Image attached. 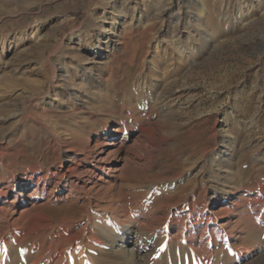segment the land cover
Listing matches in <instances>:
<instances>
[{"label": "rangeland", "instance_id": "obj_1", "mask_svg": "<svg viewBox=\"0 0 264 264\" xmlns=\"http://www.w3.org/2000/svg\"><path fill=\"white\" fill-rule=\"evenodd\" d=\"M124 1L39 0L23 9L17 8V0L0 2V106L11 104L17 113L14 120L19 121L0 132V190L8 183L28 181L34 169L44 176L58 174L49 196L26 198L9 209L14 219L25 212L18 228L32 224L35 216L52 221L7 250L11 257L15 253L11 264H30L39 245L45 255L41 264H48L57 249L49 250L50 242L61 244L80 228V235L65 246L60 264H79L82 258L83 264H115L105 256L108 247L97 246L93 238L99 239L100 228H112L121 220L137 228L153 223L148 234L153 243L144 248L143 257L164 244L185 248L184 236L192 228L168 223L182 213L174 190L185 185L200 165L207 172V185L223 190V203L211 206L209 214L217 217L222 209H231L232 223L218 227L231 230L229 237L237 229L240 233L225 243L197 244L192 264H227L241 247H250L251 254L232 264H264V221L254 217V205L249 204L253 198H264V0H204L202 23L187 21L190 12L199 11L195 0L187 13L181 6L174 8L183 15L178 26L158 16L160 0H126L121 5ZM251 5L254 11L246 14ZM119 8L121 44L106 54L91 48L96 27L104 20L111 25ZM73 32L81 34L82 42L75 39L68 46L97 62L102 81L89 91L94 98L87 91L81 94L79 105L63 93L66 84L61 80L63 63L75 54L69 47L63 51ZM198 33L211 46L196 45ZM36 37L46 41L44 52H35ZM29 73L37 82L34 88L17 87V78ZM119 129L127 136L102 148L109 134ZM139 140L147 145L134 148L141 156L151 150L150 142L158 146L151 150V165L126 153ZM121 142L123 149L102 172L98 159ZM221 142H229L228 156L214 164L210 159L220 151ZM101 151L103 155L97 156ZM73 167L75 173L69 175ZM198 183L195 210L182 214L185 221L200 217L198 209L208 188L200 189ZM71 185L77 188L71 191ZM233 190L237 195L229 198ZM7 201L17 202L13 195ZM208 202L212 205V200ZM257 208L264 213L263 205ZM82 211L88 214L79 218ZM163 214L167 222L159 227L154 217ZM101 215L103 221L93 228ZM65 219L82 223L73 233L61 223ZM9 227L2 229L0 242ZM133 240L129 236V245Z\"/></svg>", "mask_w": 264, "mask_h": 264}, {"label": "bare ground", "instance_id": "obj_2", "mask_svg": "<svg viewBox=\"0 0 264 264\" xmlns=\"http://www.w3.org/2000/svg\"><path fill=\"white\" fill-rule=\"evenodd\" d=\"M38 1L39 0H17V8L23 9L25 7H29L35 4ZM125 1L122 2L121 5H125ZM160 1H161L160 4L161 8L159 10L158 16L163 19L164 17L167 18L168 22L170 23L172 22L176 26H178L180 20L183 19V15L179 14V11H174V8L181 6L182 8L185 9V12L187 13L190 7L193 5L192 2L193 3L195 2V0H184V1L160 0ZM0 2H3V0H0ZM198 4H199V11L190 12L187 21L191 20V21L201 22V20L203 19L204 8H205L204 0H199ZM254 8L255 5L252 6L251 8L249 7L250 11H248L246 14L253 12ZM122 10H123L122 8L116 10L115 13L116 15L113 18V22L111 23V25L106 26L104 20L100 23L99 26L96 27L98 33H96V36H94L90 40L92 43L93 41H95L94 44H91L90 46L91 48L93 47L95 48L96 51L106 54L115 51L117 45L121 44L120 36L117 32V25L120 21ZM94 17H98V16H94ZM94 17H92V20H94ZM80 35H81L80 33L73 32L67 38L63 51L67 50V48L69 47L68 42L75 41V39L79 40L77 44L80 45L82 42L79 38ZM159 35H161V33ZM197 36H198L197 42L195 41L196 45H200L201 48L206 46H211L210 44L208 45V40H207L208 38L205 39L204 36H202L200 33H198ZM36 38H37L36 39L37 44L34 46L35 52L41 51V49L44 52V50L48 48L46 41H44L43 39L42 40L40 39V41H38L39 38L38 37ZM75 48L76 47H71L70 49H68L70 50L71 53L75 52V54L70 59H68L66 63H63L61 67V80L63 81L64 84H66V86H63V93L69 95L70 99L74 102V105H79L81 103V94L87 91L86 94H89L88 95L89 97L94 98L95 95L89 91H93L92 89H95L97 86H99L102 83V81L100 78L101 77L100 73L98 72L99 67L97 68L96 65L97 62L95 63L94 61H90L89 59H86L85 56L81 54V51L75 50ZM71 53L69 54L70 56ZM30 59L28 60L30 61ZM31 61L33 62V60ZM29 76L30 73L25 78L22 79L17 78V87H28L29 89H33L34 85L37 82L35 80L30 79ZM78 81L80 84H77ZM177 81L178 80L173 81L172 84L177 83ZM2 82L3 80L0 79V86L2 85ZM169 94L173 95L174 93L170 92ZM55 96H57L56 93ZM12 111H13V107L11 104H5L0 106V132H2L5 129L4 126L6 125L8 126L6 128H8L9 130L18 124L19 121L16 122L14 120L15 118H17V113ZM125 136H127L125 129L112 131L109 134V139H108V142H110V144L107 145L108 142H106L102 146V148L113 146L115 140H117L118 138L123 139L125 138ZM227 143L229 142H221L220 151L216 154V156L213 159H210L214 161V164L219 162L218 160L220 158L224 159L226 158V156H228L229 149ZM123 147H124V143L121 142L116 149L109 150L106 157L98 159V163L101 164L102 172L109 169V166H111L112 164L111 159L117 152L121 151ZM137 147H141V148L143 147L146 149L147 145L143 144V141L139 140L137 141L136 145L134 144V146H131L128 149H126V153H128L129 156L131 155L132 157L136 158V160L139 161L140 163L142 162L145 165H151L153 158L152 154L154 152L151 150H153L154 148L157 149L158 147L157 144H155L154 142L152 143L150 142V147L152 148L147 153L146 156H141L136 154L134 152V148ZM101 154L103 155L102 151L100 153H97V156L101 157ZM75 169L76 167L71 168L68 171V174L69 175L74 174ZM110 172H112V169L110 170ZM69 175H63L61 176V178L63 179L67 178ZM56 177L58 178V174L56 173H49L44 176L40 174V172H38L36 169H34L28 181H17L14 182L13 185L8 183V185H6L2 190H0V233L2 232V229L5 226L10 225L9 229L6 230L7 233L3 235L4 236L3 240L0 242V264L12 263L11 260L13 259L14 257L13 255L15 253L11 257L9 251L11 249H14V246L16 245L17 242H19L20 240H25L27 236L31 234V232L39 230L40 228H48L52 224V221H47L48 218L44 216H35L32 224L28 222L29 224H25L23 228H18V226H20L19 223L23 220L25 212L22 214L20 218L14 219L12 214L13 212L9 209L16 208L19 204L26 202V198L42 200L44 197L49 196L51 190L50 188L53 184V181L57 179ZM206 177H207V172L205 171V167L204 165H200L198 169H196V171L192 174V178L185 181L186 182L185 185L179 188L175 187L176 189L174 190V192H176V195L180 197L176 205H180L179 208L182 213L174 217L173 219H170L168 224L171 225L172 227L188 226L189 228L190 227L192 228V230L187 232V234L184 236L185 248L181 247L179 250V246L178 245L176 246V243L169 245L171 246V248H169V246L164 244V246L162 245V248L157 249L153 255L149 256L148 258L143 257L142 254L144 248H149L151 245V244L149 245V243H153V239L148 237L149 231H151L149 229L154 228L153 223L151 222L148 224H144L143 226L137 228L129 224L127 221H122V220L120 222L117 221L112 228H106V227L100 228V237L99 239L93 238L95 239L94 242H96L97 246L99 247L102 246L108 247L109 251L105 252L106 254L105 256L111 257L115 264H192L193 257L198 254L197 251L199 252L198 249H195V246L197 244L201 246H205V245L208 246L211 245L213 242L225 243L229 240L235 239L236 237H238L240 233L239 230L237 229L231 235V237H229L231 230H229L228 228L222 229L221 227H218L219 223L225 221L232 223L231 222L232 219L230 218V215L232 214L233 211L231 209H222L220 213L217 215V217H214L213 215L209 214L211 211V206H217L223 203V201L221 200L223 190L221 187L213 188L207 185ZM198 182L202 183L200 189L208 188L207 192H205L204 196H202L203 199L201 198L202 201L200 202V207L198 209L200 217L194 221L193 220L185 221L181 217L182 214L186 213V215H188L189 213L194 212L195 210L194 199L195 196L197 195L196 193L198 190L197 189V184H199ZM84 186L87 187L88 185L85 183ZM172 186H173L172 184H169L167 188L172 189ZM75 188L77 187L72 186L70 190L73 191L72 189L75 190ZM188 188H190V190ZM9 195H13L16 198L17 202L10 203L9 201H7ZM236 195H237L236 191L233 190L230 192L229 198H234ZM209 199L212 200V205L207 206L209 204L208 202ZM249 202L250 205H254V207H252L253 208L252 210L255 213L254 217L257 218L258 220H260V218L262 217V220L264 221V213H259L257 208L258 206H260V204L264 206V198L262 197L253 198ZM70 207L73 206H69V208ZM80 207L83 208V206ZM99 209H102V207H100ZM87 214H88L87 211H82V214L79 216V218ZM75 221L78 220L71 221L65 219L61 223L64 224V226L66 227L68 225L67 228L71 229V231L74 233L76 227L82 223ZM102 221H103V217L101 215L98 217L97 222H95L92 227L95 228L97 226V223ZM153 222H155V224L159 227L163 226L167 222V219H165V214H163L162 216L154 217ZM213 225L215 227H218L215 228L214 230L215 236L213 235L214 231L212 230L209 231V228ZM234 225H238V224L235 223ZM80 233H81V228L78 229V232L74 233L69 240L64 241L61 244H56L55 241L52 240L49 245V250H51L56 246L57 249H55V251L50 254L48 259V264H60L61 260L64 258L65 246L71 244V241L76 239V237L80 235ZM131 235H133L134 237L133 240L134 245L131 244L129 245L128 242L129 236ZM42 248L43 245L38 246V251L34 256L33 261L31 260L32 262L30 264H41L43 262L45 255L42 252ZM182 250H184V252ZM80 252L83 257L84 250L81 249ZM186 252L188 254H186ZM250 254H251L250 247H245V248L241 247V249H238L232 256L229 257V259L227 258L226 263L228 264L231 262L232 264ZM84 261L85 259L82 258L79 264H83ZM70 263L71 262L69 261V264Z\"/></svg>", "mask_w": 264, "mask_h": 264}]
</instances>
